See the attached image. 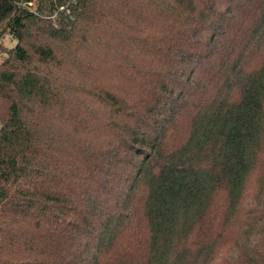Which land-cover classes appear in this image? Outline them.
<instances>
[{
  "label": "trees",
  "instance_id": "trees-1",
  "mask_svg": "<svg viewBox=\"0 0 264 264\" xmlns=\"http://www.w3.org/2000/svg\"><path fill=\"white\" fill-rule=\"evenodd\" d=\"M0 28V264H264V0H0Z\"/></svg>",
  "mask_w": 264,
  "mask_h": 264
},
{
  "label": "rangeland",
  "instance_id": "rangeland-1",
  "mask_svg": "<svg viewBox=\"0 0 264 264\" xmlns=\"http://www.w3.org/2000/svg\"><path fill=\"white\" fill-rule=\"evenodd\" d=\"M32 4V3H31ZM32 7H34V5H32ZM0 30H2V28H0ZM17 43L16 38L11 35L10 33H8L7 31L3 33V35H0V62H2L4 60V58H6L8 56V51L10 49H12ZM252 191H250L249 196H247V201H251L253 202L254 197L253 193L256 195L257 191L256 188L259 185H264V179L261 178H256L255 180H252ZM255 233H253L250 238H253V235Z\"/></svg>",
  "mask_w": 264,
  "mask_h": 264
}]
</instances>
